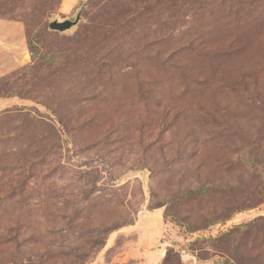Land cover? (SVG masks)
Instances as JSON below:
<instances>
[{
  "label": "rangeland",
  "instance_id": "obj_1",
  "mask_svg": "<svg viewBox=\"0 0 264 264\" xmlns=\"http://www.w3.org/2000/svg\"><path fill=\"white\" fill-rule=\"evenodd\" d=\"M0 20L37 51L0 72V264H264V0H0Z\"/></svg>",
  "mask_w": 264,
  "mask_h": 264
},
{
  "label": "crops",
  "instance_id": "obj_2",
  "mask_svg": "<svg viewBox=\"0 0 264 264\" xmlns=\"http://www.w3.org/2000/svg\"><path fill=\"white\" fill-rule=\"evenodd\" d=\"M0 50L5 53V61H10V66L0 69L1 73H10L30 62L27 47V38L23 25L20 23L0 20Z\"/></svg>",
  "mask_w": 264,
  "mask_h": 264
},
{
  "label": "water",
  "instance_id": "obj_3",
  "mask_svg": "<svg viewBox=\"0 0 264 264\" xmlns=\"http://www.w3.org/2000/svg\"><path fill=\"white\" fill-rule=\"evenodd\" d=\"M83 12V7L79 8L75 15L71 18H67L63 21L55 19L50 22L49 28L53 31H58L60 33H64L66 31L72 30L81 20V15Z\"/></svg>",
  "mask_w": 264,
  "mask_h": 264
},
{
  "label": "trees",
  "instance_id": "obj_4",
  "mask_svg": "<svg viewBox=\"0 0 264 264\" xmlns=\"http://www.w3.org/2000/svg\"><path fill=\"white\" fill-rule=\"evenodd\" d=\"M27 46H28V49H29V51L31 52V53H37V51H36V49L34 48V46H33V43H32V41H27Z\"/></svg>",
  "mask_w": 264,
  "mask_h": 264
}]
</instances>
